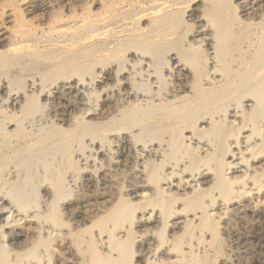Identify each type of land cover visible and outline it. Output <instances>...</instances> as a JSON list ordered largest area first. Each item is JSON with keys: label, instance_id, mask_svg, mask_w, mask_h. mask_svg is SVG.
<instances>
[{"label": "bare ground", "instance_id": "1", "mask_svg": "<svg viewBox=\"0 0 264 264\" xmlns=\"http://www.w3.org/2000/svg\"><path fill=\"white\" fill-rule=\"evenodd\" d=\"M0 264H264V0H0Z\"/></svg>", "mask_w": 264, "mask_h": 264}]
</instances>
